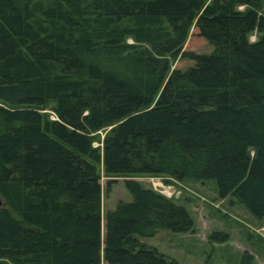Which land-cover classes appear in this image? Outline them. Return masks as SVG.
<instances>
[{"label":"trees","instance_id":"trees-1","mask_svg":"<svg viewBox=\"0 0 264 264\" xmlns=\"http://www.w3.org/2000/svg\"><path fill=\"white\" fill-rule=\"evenodd\" d=\"M136 176L264 223V0H0V264H178L139 240L192 219Z\"/></svg>","mask_w":264,"mask_h":264},{"label":"rangeland","instance_id":"rangeland-1","mask_svg":"<svg viewBox=\"0 0 264 264\" xmlns=\"http://www.w3.org/2000/svg\"><path fill=\"white\" fill-rule=\"evenodd\" d=\"M189 38L183 49L187 48ZM248 40L254 41L253 35ZM126 42L130 44L131 41L127 39ZM178 64L176 61L174 66ZM50 107L51 104L41 113L53 119ZM107 130L99 132V136H103ZM127 179L107 177L100 173L102 238L104 213L113 209L118 201L130 200L123 186ZM133 180L143 188L152 189L183 206L194 228L192 233L184 234L156 230L152 237L140 239V243L153 247L178 264H264V223L253 218L233 198L219 199L213 180L179 182L158 176H136ZM219 233L223 235L221 239H209L211 234ZM99 264L105 263L100 260Z\"/></svg>","mask_w":264,"mask_h":264},{"label":"water","instance_id":"water-1","mask_svg":"<svg viewBox=\"0 0 264 264\" xmlns=\"http://www.w3.org/2000/svg\"><path fill=\"white\" fill-rule=\"evenodd\" d=\"M2 205H3V202H2V200H1V198H0V207H2Z\"/></svg>","mask_w":264,"mask_h":264},{"label":"built area","instance_id":"built-area-1","mask_svg":"<svg viewBox=\"0 0 264 264\" xmlns=\"http://www.w3.org/2000/svg\"><path fill=\"white\" fill-rule=\"evenodd\" d=\"M160 185V184H159ZM163 193V192H162Z\"/></svg>","mask_w":264,"mask_h":264}]
</instances>
